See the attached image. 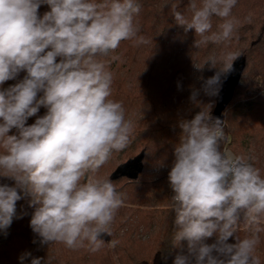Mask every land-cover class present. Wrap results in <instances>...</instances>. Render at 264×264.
I'll use <instances>...</instances> for the list:
<instances>
[{
	"label": "clouds",
	"instance_id": "obj_1",
	"mask_svg": "<svg viewBox=\"0 0 264 264\" xmlns=\"http://www.w3.org/2000/svg\"><path fill=\"white\" fill-rule=\"evenodd\" d=\"M45 2L50 11L41 18L40 0H0V85L26 72L23 80L0 91V177L15 181V187L0 185V228L11 224L20 188L31 197L30 226L42 244L75 249L87 241L97 251L104 243L101 234L111 235L123 200L111 180L96 174L113 152L128 146L134 128L122 103L109 99L113 73L103 58L122 41L147 40L134 24L140 11L135 0ZM236 3L190 0V19L176 8L172 15L186 32L194 29L201 37L195 41L199 47L233 37L240 24L232 15ZM213 16L222 21L216 32L211 31ZM234 59L229 54L204 82L206 94H217L220 75ZM206 63L216 68L218 61L209 57ZM197 95L194 89L190 99L197 102ZM41 106L46 114L26 126ZM210 107L179 124L182 135L168 180L179 226L175 242L186 240L188 255H177L174 264H191L192 257L195 264H261L259 227L251 236L227 241L236 234L241 213L251 226L264 219V177L244 157L221 149L225 124L210 115ZM13 128L18 135H9ZM214 234L215 243L204 242ZM30 255L23 254L21 262ZM41 260L34 257L31 264Z\"/></svg>",
	"mask_w": 264,
	"mask_h": 264
},
{
	"label": "trees",
	"instance_id": "obj_2",
	"mask_svg": "<svg viewBox=\"0 0 264 264\" xmlns=\"http://www.w3.org/2000/svg\"><path fill=\"white\" fill-rule=\"evenodd\" d=\"M135 2L140 11L134 16V24L139 28L138 36H143L147 43L122 41L115 52L103 58L113 73L109 99L122 103L126 118L134 125L128 146L113 152L96 174L111 180L123 200L110 225L111 235L101 234L99 238L104 243L97 251H92L87 241L84 247L75 249L63 243L42 244L30 226L34 213L31 197L18 188L21 199L16 202L12 222L7 228H0V264H31L34 257L42 258L41 264H174L177 255H188L187 241L182 240L179 245L175 242L179 226L177 213L171 207L174 192L168 173L182 135L180 122L193 119L202 109L209 110V105L210 115L225 124L221 149L228 148L234 156L244 157L264 177V0H237L232 15L240 24L233 37L220 43H201L199 47L195 41L201 37L194 29L186 32L172 15L176 8L190 19V0ZM200 2L196 0L198 5ZM48 11L50 6L40 0L38 16L42 18ZM221 22L213 16L211 31H218ZM229 54L235 57L230 61L232 68L221 73L220 83L215 86L217 94H206L204 82L219 72ZM209 57L217 59L216 68L206 63ZM232 74L236 80L229 96L222 100L220 95ZM25 76L26 72L21 71L0 85V91H7ZM194 89L198 91L197 102L190 99ZM221 100L223 108L218 114ZM46 112L41 106L35 116L28 118L26 126ZM9 135H18L17 129L13 128ZM137 159V177H114L120 166ZM3 184L15 187L14 180L0 177V185ZM253 227L260 228L256 233V255L264 264V219L251 226L241 213L236 234L227 242L251 236ZM112 241L117 242L114 247ZM204 242L215 243L216 235ZM25 253L31 255L21 262ZM190 259L195 264L194 257Z\"/></svg>",
	"mask_w": 264,
	"mask_h": 264
},
{
	"label": "water",
	"instance_id": "obj_3",
	"mask_svg": "<svg viewBox=\"0 0 264 264\" xmlns=\"http://www.w3.org/2000/svg\"><path fill=\"white\" fill-rule=\"evenodd\" d=\"M226 78H228V75L226 76ZM220 98L223 100L224 98L223 93L220 95ZM222 100L219 105V109L217 112L218 114L223 108ZM139 168H140V160L137 159L135 161L129 162L128 164L120 166V168L114 174V177H120V176L131 177L133 174H135V176L137 177V171H139Z\"/></svg>",
	"mask_w": 264,
	"mask_h": 264
},
{
	"label": "rangeland",
	"instance_id": "obj_4",
	"mask_svg": "<svg viewBox=\"0 0 264 264\" xmlns=\"http://www.w3.org/2000/svg\"><path fill=\"white\" fill-rule=\"evenodd\" d=\"M236 80V76L234 74L230 75L229 79L227 80V82L225 83V87L223 90V96L225 98H227L229 96L230 93V89L232 88L234 82ZM229 150V149H228ZM230 151V150H229ZM231 152V151H230ZM232 153V152H231ZM233 154V153H232ZM234 155V154H233Z\"/></svg>",
	"mask_w": 264,
	"mask_h": 264
},
{
	"label": "built area",
	"instance_id": "obj_5",
	"mask_svg": "<svg viewBox=\"0 0 264 264\" xmlns=\"http://www.w3.org/2000/svg\"><path fill=\"white\" fill-rule=\"evenodd\" d=\"M224 151H227V152L231 153V152L228 150V148H225ZM231 154H232V153H231ZM232 155H233V154H232ZM233 156H234V155H233Z\"/></svg>",
	"mask_w": 264,
	"mask_h": 264
}]
</instances>
